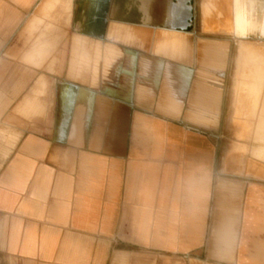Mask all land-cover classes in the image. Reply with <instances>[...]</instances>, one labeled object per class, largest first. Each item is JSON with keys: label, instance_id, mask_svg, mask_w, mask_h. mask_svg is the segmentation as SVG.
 <instances>
[{"label": "crops", "instance_id": "0c3cea01", "mask_svg": "<svg viewBox=\"0 0 264 264\" xmlns=\"http://www.w3.org/2000/svg\"><path fill=\"white\" fill-rule=\"evenodd\" d=\"M198 1L0 0V112L43 119L0 133V264H264V163L217 147L232 121L264 128V13L201 0L199 29ZM211 18L241 41L233 95L229 40L196 39ZM233 206L229 260L213 223Z\"/></svg>", "mask_w": 264, "mask_h": 264}, {"label": "rangeland", "instance_id": "374dc122", "mask_svg": "<svg viewBox=\"0 0 264 264\" xmlns=\"http://www.w3.org/2000/svg\"><path fill=\"white\" fill-rule=\"evenodd\" d=\"M199 2V10H198V16H197V21H198V25H199V29L202 28L201 26V16H200V3L201 0L198 1ZM253 2V7H252V11L254 14H258V21H260L261 16L264 13V1L263 0H252ZM237 17H235L236 19ZM209 25L211 26V28H214L215 30L213 31H209V32H203L202 30L197 32L196 34V39L197 40H201V39H214V40H229V65H228V71L227 73L230 75V83L232 80V77L234 75V72L236 70V53H237V47L239 45L240 39H233L232 36L230 34H227L220 31L217 26H216V20L211 18ZM233 33V32H230ZM187 35V34H186ZM254 38V37H253ZM201 43V42H199ZM211 45L214 46V49H218L222 46H216L215 44L211 43ZM224 48V47H223ZM147 50V49H144ZM216 75V74H214ZM230 83H229V89H230ZM9 98V97H8ZM5 99V97L0 96V102ZM264 99V97H263ZM250 105V104H249ZM248 105V106H249ZM180 106V105H179ZM246 106V109L248 110L249 107L251 108V106ZM249 113V112H248ZM56 116V114H54V117ZM248 117V116H247ZM21 119V127L23 130H25V134L27 133H33L36 132L37 129L34 127H30V123L34 120H38L41 121L43 119H38V118H32V119H26L25 117L19 115V114H15L13 111H1L0 112V133H2L3 135H7V134H12L13 133V126L19 125V120ZM115 119L114 113L112 114V120ZM16 120V121H15ZM233 127H231L230 133H229V137H226V140H220L219 139V143L217 144V147L219 149V151L223 152V151H228L229 152V156H228V160H226V162L228 163L229 167H233L236 166L237 163V156L240 154L241 156L243 155H249L252 158H257V161H261L264 163V128H262L261 130L253 128V127H242L241 132L239 134L238 132V125L237 123H234V121H232ZM40 129H38L39 131ZM98 128L94 129L93 132V136L94 135H98ZM108 133L107 135H110V132H115V129H111L108 128ZM254 130V131H253ZM161 129L158 127H154V128H148L145 126H135V134L139 135V136H148L146 138H149L151 141H153L152 143V147L150 149L151 152H155V151H159L161 152ZM251 131V132H250ZM258 131V133H262V144L260 143H254L252 141H254V132ZM253 132V133H252ZM218 133L219 135L221 134V129H218ZM252 133V134H251ZM251 134V136H250ZM253 135V136H252ZM249 137H251L249 139ZM254 143V144H253ZM259 146L256 147V149L254 148L257 145ZM113 144H109V143H104V149L105 150H110L111 148H113ZM256 151V152H255ZM256 156V157H255ZM232 208V207H231ZM231 208H228L229 210ZM234 208V206H233ZM237 207H235L236 209ZM168 226V225H167ZM171 226H174V229L176 230V236H178V224L177 223H171L169 224L170 228ZM186 226V225H185ZM158 224L149 221V223L143 224V229L140 233V242L143 243L144 245H146L147 243H151L150 247L156 248V247H161V228L158 231H154L155 233H153V235L155 236V238L153 240H151V233L153 231V228H157ZM161 227V226H160ZM189 228V225L187 226ZM185 228V227H183ZM220 232L219 235L221 236L220 238V243L224 244L226 246V254L228 253L229 256L227 257L229 260L232 259V245L230 243L233 242V237L234 234L237 230V225L236 222L231 219V217L221 221V225H220ZM233 236V237H232ZM158 237V238H157ZM226 241V243L224 242ZM232 241V242H231ZM175 245H176V239L174 241ZM228 243V244H227Z\"/></svg>", "mask_w": 264, "mask_h": 264}, {"label": "bare ground", "instance_id": "6f19581e", "mask_svg": "<svg viewBox=\"0 0 264 264\" xmlns=\"http://www.w3.org/2000/svg\"><path fill=\"white\" fill-rule=\"evenodd\" d=\"M189 14V13H188ZM141 34V33H140ZM254 37V38H253ZM253 37H251V39H254V40H258V38L257 37H255V36H253ZM176 38V37H175ZM178 38V37H177ZM177 38H176V43H177ZM171 39H172V37H171ZM172 41V40H171ZM178 42H181V44H182V39H181V41H179V39H178ZM183 42H184V40H183ZM171 43V42H170ZM169 44V43H168ZM148 45V44H147ZM175 45V44H174ZM179 45V44H178ZM262 45V44H261ZM167 46H169V47H171L170 45H167ZM176 46H177V44H176ZM182 46V45H181ZM169 47H166V48H169ZM174 47V46H173ZM172 47V48H173ZM172 48H171V51H172ZM177 48V47H176ZM263 48V47H262ZM151 49V48H150ZM159 49H160V51H161V47H159ZM174 49H175V47H174ZM178 49V48H177ZM165 50V49H164ZM169 50H170V48H169ZM168 50V51H169ZM254 50V49H253ZM255 50H256V48H255ZM171 51H169V52H171ZM264 52V51H263ZM166 53H168V52H166ZM172 53H175L176 54V52L174 51V52H172ZM250 53H253V51L252 52H250ZM257 53V52H256ZM259 53V52H258ZM169 55H170V53H169ZM176 56V55H175ZM174 56V57H175ZM251 56V55H250ZM169 57V56H168ZM167 57V58H168ZM256 57V56H255ZM258 57V56H257ZM259 58V57H258ZM250 59V58H249ZM257 59V58H256ZM261 59H262V57H261ZM260 59V60H261ZM249 61V60H248ZM255 61V60H254ZM264 62V61H263ZM255 63H257V62H255ZM249 65V64H248ZM256 66V65H255ZM254 66V67H255ZM246 67V66H245ZM257 67V66H256ZM252 69V68H251ZM256 70H257V68H256ZM247 71H248V69H247ZM243 73H244V71H243ZM258 73V72H257ZM245 75V74H244ZM249 75V74H248ZM258 75V74H257ZM247 75H245L244 77H246ZM251 76V75H250ZM257 77V76H256ZM250 78V77H249ZM251 79V78H250ZM250 79H247V80H250ZM263 79V78H262ZM242 80V79H241ZM246 80V79H245ZM253 81H254V79H253ZM261 81H263V80H261ZM244 83V82H243ZM245 84V83H244ZM251 85V84H250ZM249 85V86H250ZM253 85V84H252ZM243 86V85H242ZM242 86H241V88H242ZM248 86V87H249ZM263 87L262 88H264V85H262ZM236 87H237V81L236 80H234V78H232V80H231V83H230V93L233 95L234 94V91H235V89H236ZM240 87V86H239ZM246 87V86H245ZM245 87H244V90H245ZM247 87V88H248ZM255 87V86H254ZM259 87H260V84H259ZM253 88V87H252ZM254 90V89H253ZM261 90V89H260ZM247 91V90H246ZM258 91H259V89H258ZM239 92H241V89H240V91ZM242 93V92H241ZM249 93V92H248ZM260 93H261V91H260ZM250 94H252V93H250ZM255 94V93H254ZM257 94V93H256ZM240 95V94H239ZM238 95V96H239ZM249 95V94H248ZM260 95V94H259ZM258 95V96H259ZM245 96V95H244ZM262 96V95H261ZM249 97V96H248ZM253 97V96H252ZM235 98V97H234ZM233 98V99H234ZM240 98V97H239ZM238 98V99H239ZM242 98H243V96H242ZM246 98V97H245ZM257 98V97H256ZM262 98V97H261ZM250 99V98H249ZM259 98H257V100H258ZM242 100H244V99H242ZM241 99H240V101H242ZM247 100V99H246ZM252 100V99H251ZM256 100V101H257ZM235 102V101H234ZM247 102V101H246ZM258 103V102H257ZM248 104V103H247ZM249 104H250V102H249ZM248 104V105H249ZM252 104V103H251ZM242 106V105H241ZM240 106V107H241ZM249 109H250V107H249ZM254 109V108H253ZM232 114H234V112L232 113ZM247 117V116H246ZM248 118V117H247ZM263 118V117H262ZM261 118V119H262ZM261 126V125H260ZM241 129H242V127H239V129H238V132H239V134H240V132H241ZM259 130H261V129H259ZM254 131V130H253ZM251 132V131H250ZM253 133V132H252ZM251 133V134H252ZM251 134H250V136H251ZM253 136V135H252ZM251 137H249V139H250ZM251 140V139H250ZM254 140V139H253ZM261 141V140H260ZM252 142H254V141H252ZM261 143V142H260ZM254 144V143H253ZM257 145V144H256ZM260 146V145H259ZM259 146L257 145V146H255L254 148L256 149V147H258L259 148ZM256 152V151H255ZM264 156V155H263ZM256 157V156H255ZM227 217H231V219H233L235 222H236V225H237V227H238V209L236 208L235 209V207L234 208H231L229 211H227ZM215 220H216V218H215ZM212 222H213V220H212ZM214 225V229H213V233H214V235H215V237H216V239H217V242H219L220 243V238H221V236L219 235V232H220V225H221V219L219 218V216H217V220L215 221V223H213ZM235 234H236V232H235ZM235 234H234V237L232 238L233 239V242L232 243H230L231 245H232V247H233V244H234V238H235ZM256 240V239H255ZM263 241V240H262ZM225 243H226V241H224ZM222 244V243H221ZM228 244V243H227ZM216 245H218V244H216ZM208 247V246H207ZM218 256V255H217ZM219 258L221 259V257L219 256Z\"/></svg>", "mask_w": 264, "mask_h": 264}]
</instances>
